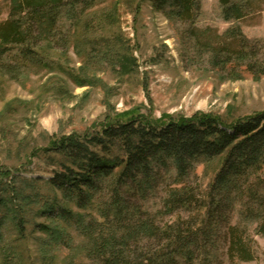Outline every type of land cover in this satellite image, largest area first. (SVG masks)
<instances>
[{"label":"trees","instance_id":"1","mask_svg":"<svg viewBox=\"0 0 264 264\" xmlns=\"http://www.w3.org/2000/svg\"><path fill=\"white\" fill-rule=\"evenodd\" d=\"M97 1L103 0H12L9 19L0 23V60L18 50L14 70L40 64L34 49L42 39H52L65 6L73 11L79 6L83 13ZM148 1L171 22L193 24L201 12V0ZM220 3L226 21L248 15V5L238 0ZM186 33L227 79L240 80L245 72L264 78V42H252L239 26L223 36L212 29ZM133 65L134 59H125L122 69L132 71ZM100 129L56 138L35 151L61 158L50 180L30 182L0 171L3 181L14 179L0 189V232L9 218L25 230L24 207L41 204L35 186L43 182L81 211L101 200L102 221L58 206L56 198L40 210L76 227L84 242L72 250L88 264H215L222 245L232 264L254 261L248 225L264 236V112L226 122L206 113L151 120L131 110L107 116ZM216 158L221 164L204 196L196 167ZM153 197L160 200L156 210L146 206ZM236 210L238 222L233 223ZM38 228L67 245L65 230ZM13 247L4 249V264H21Z\"/></svg>","mask_w":264,"mask_h":264},{"label":"rangeland","instance_id":"2","mask_svg":"<svg viewBox=\"0 0 264 264\" xmlns=\"http://www.w3.org/2000/svg\"><path fill=\"white\" fill-rule=\"evenodd\" d=\"M238 2L248 5V15L241 21L224 20L220 0H201L193 24L171 22L148 0L97 1L83 13L79 6L75 11L65 6L52 39H42L34 49L40 64L14 70L19 67L18 50L0 60V171L30 182L50 180L58 169L54 162L61 158L52 154L49 157L56 160L49 159L35 151L48 148L56 138L96 133L107 116L117 113L133 110L151 120L206 113L232 122L264 112V78L245 72L240 80L227 79L211 67L209 54L193 35L184 34L212 29L223 36L239 26L252 42H264V0ZM11 8L12 0H0V23L9 19ZM128 58L134 59L129 72L122 69ZM260 59L264 61V47ZM220 164L216 158L197 165L204 196ZM12 178L0 177V189L13 183ZM35 187L42 195L41 204L25 205V230L21 232L9 218L0 232V264L7 246H14L21 264H88L72 250L84 242L76 227L40 210L44 202L56 198L58 206L102 221L101 200L81 211L47 184ZM159 203L153 197L146 206L156 210ZM237 210L233 223L238 222ZM3 215L0 212V218ZM38 225L65 230L67 245L50 240ZM248 236L255 259L235 264H264V236L256 225H248ZM221 247L215 264H232L226 246Z\"/></svg>","mask_w":264,"mask_h":264}]
</instances>
